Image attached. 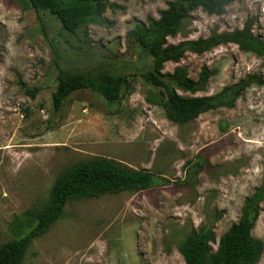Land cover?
<instances>
[{
    "label": "rangeland",
    "instance_id": "rangeland-1",
    "mask_svg": "<svg viewBox=\"0 0 264 264\" xmlns=\"http://www.w3.org/2000/svg\"><path fill=\"white\" fill-rule=\"evenodd\" d=\"M107 1L115 8L101 25L70 35L27 0H0V245L35 226L69 168L107 158L154 175L144 191L69 202L22 264H185L182 243L205 228L217 252L264 181V86L251 84L233 108L173 121L166 93L141 77L153 58L129 35L140 22L159 19L172 0ZM246 28L264 43V0H234L221 15L195 9L167 41L176 46ZM58 61L72 74L125 76L123 98L77 91L56 112ZM203 67L213 72L206 90L179 95L211 97L249 77L264 79V55L234 42L187 52L161 76L176 88L175 69L197 81ZM260 209L253 234L264 243V200Z\"/></svg>",
    "mask_w": 264,
    "mask_h": 264
},
{
    "label": "trees",
    "instance_id": "trees-1",
    "mask_svg": "<svg viewBox=\"0 0 264 264\" xmlns=\"http://www.w3.org/2000/svg\"><path fill=\"white\" fill-rule=\"evenodd\" d=\"M234 0H172L167 9L160 12L159 19L148 18L140 22L130 32L153 58L151 69L141 77L152 87L166 93V106L170 118L178 123H186L193 118L220 108H233L237 99L251 84L264 86V79L249 77L223 89L211 97H182L183 93L196 94L206 90L213 72L203 67L198 80L189 78L184 68L175 69L173 88L161 76L166 63H178L187 52L204 54L207 51L234 42L245 51L264 55V43L256 40L250 29L232 34L213 36L208 39L168 45L167 39L175 37L184 19L195 9L202 8L212 15H221L224 8ZM37 13L48 12L61 25L64 32L78 35L85 25H101L104 14L115 5L107 0H27ZM56 90L52 94L53 108L61 111L66 100L77 91L90 90L109 102H119L123 98L127 78L109 73L72 74L63 69L59 61ZM33 97L38 89L28 91ZM154 183V175L147 171L134 170L120 162L99 158L67 169L55 184L50 199L36 216V224L23 236L0 245V264H22L32 243L44 236L58 220L65 208L73 200L89 199L100 195L118 194L125 191L140 192ZM264 200V181L255 194L245 201L238 223L219 240L217 252L211 248L216 242L212 231L202 228L189 236L181 245L180 253L185 264H258L264 253V243L253 234L259 220L260 205Z\"/></svg>",
    "mask_w": 264,
    "mask_h": 264
}]
</instances>
